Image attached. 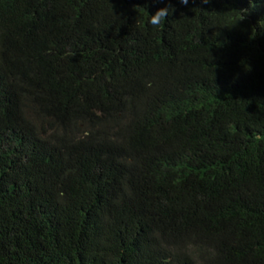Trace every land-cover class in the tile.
I'll use <instances>...</instances> for the list:
<instances>
[{
	"label": "trees",
	"instance_id": "obj_1",
	"mask_svg": "<svg viewBox=\"0 0 264 264\" xmlns=\"http://www.w3.org/2000/svg\"><path fill=\"white\" fill-rule=\"evenodd\" d=\"M0 264H264V0H0Z\"/></svg>",
	"mask_w": 264,
	"mask_h": 264
},
{
	"label": "clouds",
	"instance_id": "obj_2",
	"mask_svg": "<svg viewBox=\"0 0 264 264\" xmlns=\"http://www.w3.org/2000/svg\"><path fill=\"white\" fill-rule=\"evenodd\" d=\"M180 2L184 5H187L189 0H180ZM204 3L207 2V0H203ZM170 11V5L161 7L157 9L154 13H150L149 11L146 13L147 15V22L149 25H151L154 29L159 28L162 26L169 18L171 15ZM235 16V19L237 22L243 20L245 18V11H237L233 14ZM71 54V53H69Z\"/></svg>",
	"mask_w": 264,
	"mask_h": 264
}]
</instances>
